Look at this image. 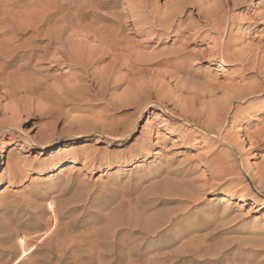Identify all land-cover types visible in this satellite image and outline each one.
Masks as SVG:
<instances>
[{"label": "rangeland", "instance_id": "obj_1", "mask_svg": "<svg viewBox=\"0 0 264 264\" xmlns=\"http://www.w3.org/2000/svg\"><path fill=\"white\" fill-rule=\"evenodd\" d=\"M137 1L0 0L5 59L24 56L15 59L6 75L19 93L0 99L5 111L0 115V164L4 165L0 166V264L264 263V189L253 178L264 167V143L247 137L264 127V94L258 97L262 103L259 112L249 110L243 121L230 122L243 141L245 169L238 156L242 165L235 174L212 180L208 157L221 155L224 146L211 154L209 142L199 133L193 134L190 144H184L180 131L190 133L192 126L151 107L140 115L135 107L116 109L109 104L111 97H95L98 88L89 93L90 100L82 99L83 91L75 88L77 71L58 61L61 55L55 54V47L59 45L48 48L59 39L66 48L95 47L99 33L126 21L133 25L138 19L133 12L141 10ZM155 1L166 10L162 6L166 0ZM263 3L257 0L254 9L261 12L259 4ZM197 13L193 5H186L176 19L184 25L198 22ZM230 13L241 22L247 16L241 10ZM255 27L241 23L234 33H243L247 44H256L264 35L256 33ZM149 38L152 41L141 48L146 53L181 45H174L176 37L164 33L160 37L129 36L130 41ZM34 51L39 56L32 59ZM108 62L100 63L98 70H104ZM24 65L28 68L18 72ZM195 68L223 85L237 73L221 60L204 61ZM181 76L186 79L188 75ZM252 80L249 76L242 84ZM170 82L174 87L176 82ZM124 89L117 90V96ZM9 90L1 89L0 94ZM168 108L175 109L173 102ZM148 119L150 134L156 130V137L165 142L152 149L160 152L157 156L140 154ZM95 120L107 124L99 126ZM135 120L134 131L126 133L121 144L101 134L113 128L112 123H120L116 127L121 128ZM73 124L89 126L90 131L71 130ZM71 138L79 142H70ZM46 143L52 147L39 146ZM8 163L18 166L13 181L9 174L17 170L9 169ZM182 180L194 188L193 199L162 200L150 193L153 187ZM140 196L151 205L137 207ZM148 223L150 231L145 229ZM68 245L73 248L66 260L59 251ZM254 251L262 254L254 256Z\"/></svg>", "mask_w": 264, "mask_h": 264}, {"label": "bare ground", "instance_id": "obj_2", "mask_svg": "<svg viewBox=\"0 0 264 264\" xmlns=\"http://www.w3.org/2000/svg\"><path fill=\"white\" fill-rule=\"evenodd\" d=\"M138 1L137 6L139 7L137 8H141V10H138L137 13L133 12L138 17V19H134V22L132 21L133 25H128L127 21L120 20L123 23L117 25L118 28L110 27L105 33H99L98 36L94 34L97 36L96 41L98 42L95 47L88 45L89 47L85 48L83 45L84 49L81 46L66 48L62 40L59 39L51 41L48 48L59 45L55 47V54L61 55L58 61L77 71L75 79L78 82L75 84V88L83 91L82 99L88 98L89 93L98 88L97 91L95 90V97L100 100L106 99L108 96L111 97L109 104L116 109L135 107L140 115L148 107H151L161 110L169 118L192 126L193 130L190 133L180 131L184 144H190L195 133H199L203 140L209 142L210 148H212L211 154H216L219 148L224 146L226 150H222L221 155L212 159L208 157L207 171H209L210 179L225 180L229 174H235L241 164L238 156L245 169L246 163L241 152L243 141L234 132V125H230V122L236 124L240 118L243 121L249 110L260 111V108L257 107L261 103L258 97L264 94V36L259 38L256 44H247L244 34H235L234 30L243 23L256 26L255 32H262L264 35V3L259 4L263 10L258 12V9H254L257 0H166V3L162 5L166 10L162 11L161 5L158 6L155 0ZM186 5H193L198 10L200 21L184 25L182 20L176 19L180 15L182 16ZM238 10L247 14L242 22L240 17L230 13ZM2 19L4 20V18ZM189 31H191L190 34ZM163 33L175 36L174 45L179 43L181 45L174 46L170 50L146 53L141 48L145 49V46L152 41L151 38L143 41L129 40L130 35L160 37ZM4 42L0 40V90L6 88H10V90L1 93L0 99L11 98L19 93L13 84L10 85L11 82H7L6 75L15 59L24 57L12 55L13 57L7 61L5 59L7 57L4 56L7 53L4 51ZM244 42L246 45L241 46ZM192 45L203 47L199 50L191 49ZM31 54L32 59L38 55L35 51ZM106 60H109L106 68L98 70L97 66ZM220 60L227 65L234 66L237 71L231 82L225 85L218 82L217 79H211L206 72H198L195 68V65L204 61L215 63ZM24 67L28 68L26 65L21 66L18 72L24 70ZM182 74L188 75L186 79H183ZM249 76L254 80L242 84ZM170 81L176 82L174 87ZM123 86L125 87L123 93L117 96L116 91ZM176 93H180V95L175 96ZM155 94L157 95L155 96ZM155 97L157 98L154 99ZM170 102H173L175 109L168 108ZM262 106L264 107V104ZM0 115H5L1 106ZM150 120L148 119L143 127L144 142L140 152L142 156L160 155L158 150L153 151L152 149L165 143L164 140L156 137L157 134L159 135L156 130L150 134ZM94 122L99 126L106 123H101L99 120ZM92 123H90L92 129H98L97 125ZM116 124L112 123L113 128L104 130L101 134L117 140L121 144L126 133L134 131L136 120L128 127L120 128V126H116L121 124ZM73 126L74 124L71 125V130L78 128L80 131H90V128H87L89 126ZM120 130H123V133L119 134ZM247 137L250 141L257 138L260 139L258 143H264V138L262 140L264 127L252 135L248 134ZM75 139L71 138L70 142L77 144L79 141ZM154 139L157 140L153 142ZM83 141L86 142L88 139L84 138ZM51 144L46 143L39 146L43 149H50ZM2 159L3 155H1ZM91 161L94 163L96 159L93 158ZM232 161L233 163H231ZM0 166L4 167L3 163ZM7 167L17 170L9 174L10 181L15 180L16 175L19 174L18 166L15 163L13 165L8 163ZM253 178L257 179L259 186L264 189V167L259 168ZM193 191L194 188L190 187V183L188 185L183 180L180 183L170 182L162 187L150 189L151 194L157 195L162 200L174 197L193 199ZM146 200L148 199L138 197L137 207L151 205V201ZM145 229L152 230L150 223L145 225ZM72 248V245H68L67 249H60L59 252H63V256L67 260L66 255L71 253ZM261 254L262 251H254V256ZM63 262L66 261L62 260Z\"/></svg>", "mask_w": 264, "mask_h": 264}]
</instances>
